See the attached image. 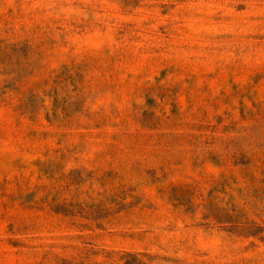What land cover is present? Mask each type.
Returning a JSON list of instances; mask_svg holds the SVG:
<instances>
[{"label": "rangeland", "instance_id": "obj_1", "mask_svg": "<svg viewBox=\"0 0 264 264\" xmlns=\"http://www.w3.org/2000/svg\"><path fill=\"white\" fill-rule=\"evenodd\" d=\"M0 264H264V0H0Z\"/></svg>", "mask_w": 264, "mask_h": 264}]
</instances>
